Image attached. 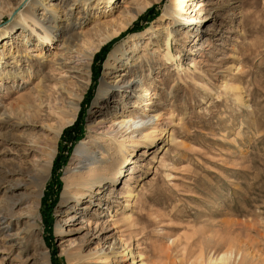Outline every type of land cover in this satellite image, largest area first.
Returning a JSON list of instances; mask_svg holds the SVG:
<instances>
[{"label":"rangeland","instance_id":"1","mask_svg":"<svg viewBox=\"0 0 264 264\" xmlns=\"http://www.w3.org/2000/svg\"><path fill=\"white\" fill-rule=\"evenodd\" d=\"M122 1L116 0L118 6ZM168 1H151L124 32L99 46L77 117L54 144L34 237L20 248L0 229V264H44L41 252L49 264H209L225 251L232 253L228 264H264V0H184L187 20L174 22ZM19 4L0 0V28ZM150 8L154 17L146 15ZM157 28L176 33L169 41L173 61L160 47V56L149 62L164 66L145 76L163 103L156 112L160 122L152 120L147 130L157 132L155 143L129 157L107 198L106 188L94 191L70 219L66 209L74 201L62 202L64 178L76 174L75 163H88L90 155L84 152L79 161L77 152L100 136L89 127L97 118L94 101L106 63L115 49L124 45L131 53L137 43L135 57L146 73V59L157 55L156 39L149 42ZM32 101L25 103L32 106ZM148 113L155 114L150 108ZM42 115L45 109L36 117L26 111L12 120L16 127H8L6 140L0 137V205L8 195L5 163L31 169L40 160V150H30L31 144L49 153L46 142L52 134L40 130ZM109 244L115 254L104 253ZM123 249L136 256L134 262L131 254L123 261Z\"/></svg>","mask_w":264,"mask_h":264},{"label":"bare ground","instance_id":"2","mask_svg":"<svg viewBox=\"0 0 264 264\" xmlns=\"http://www.w3.org/2000/svg\"><path fill=\"white\" fill-rule=\"evenodd\" d=\"M151 1L156 0H123V5L118 6L116 0H20L17 10H9V24L0 28V137L6 140L8 127H16L13 119H22L26 111L36 117L43 109L45 115H42L40 130L52 134L46 142H49V153L40 146L30 145V150L32 147L38 148L35 152L40 150V160L31 169L5 163L7 170L3 180L7 183L8 195L0 205V229L2 233L8 232L5 239L16 243L17 247H23L34 237L38 226L36 215L44 182L49 178L54 144L61 131L72 125L77 117L83 92L90 84L94 54L100 45L124 32L150 6ZM79 8L81 10L76 15ZM166 9L172 22L176 18L187 20L183 16L184 0H170ZM95 10L103 12L93 16ZM13 32L16 33L14 39ZM175 33L169 32L168 28L151 30L149 42L152 37L156 39L157 55L152 52L146 59L147 74L143 73L140 57H135L139 49L137 43H133L131 53L123 49L124 45L111 53L106 63L105 79L101 80L94 101L97 118L89 127L100 136L82 144L76 159L82 160V155L87 152L90 155L86 160L88 163H75L72 169H78L76 174L64 178L62 202L74 201L66 209L70 219L76 217V207L82 200H91L94 191L98 194L100 189L106 188L104 197L112 191L124 175V165L137 149L153 147L157 132L148 133L147 130L151 129L148 127L152 120H160L156 112L163 103L156 89L147 84L145 76H152L156 66H164L149 62V59L154 61L156 56H160L157 51L160 47H165L164 58L168 62L173 61L169 41ZM94 38H99L97 44L93 42ZM14 44L17 45L16 50L13 49ZM147 47L148 44L144 48ZM129 54L132 56L127 57ZM140 72L144 74L143 78ZM27 99L33 100L34 105L26 104ZM149 108L154 115H149ZM51 118L55 125L48 124ZM169 137L172 133L166 139ZM137 141L139 146L134 147ZM95 147H98L97 153H94ZM25 152L26 149L23 155ZM64 234L59 227L57 236L62 239ZM21 235L23 237L18 239ZM114 248L109 244L101 252L110 250L115 254ZM124 251L119 253L123 261L131 254L128 259L134 262L136 256ZM96 254L98 252L93 255ZM231 254V251H225L215 260L210 259L209 264H228ZM39 255L44 264H49L46 252Z\"/></svg>","mask_w":264,"mask_h":264},{"label":"trees","instance_id":"3","mask_svg":"<svg viewBox=\"0 0 264 264\" xmlns=\"http://www.w3.org/2000/svg\"><path fill=\"white\" fill-rule=\"evenodd\" d=\"M153 9L152 8H150V9H148L147 11H146V15L148 16V15H150V14H152V16L154 17L155 16V14L153 13V11H152ZM145 16H143V18H144ZM153 19V18H152Z\"/></svg>","mask_w":264,"mask_h":264}]
</instances>
